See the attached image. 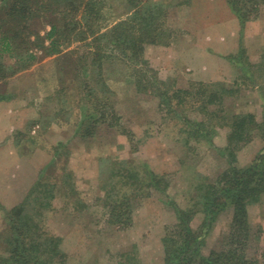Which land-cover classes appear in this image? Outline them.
Returning <instances> with one entry per match:
<instances>
[{
    "label": "rangeland",
    "instance_id": "1",
    "mask_svg": "<svg viewBox=\"0 0 264 264\" xmlns=\"http://www.w3.org/2000/svg\"><path fill=\"white\" fill-rule=\"evenodd\" d=\"M147 1L165 5L169 43L145 47L148 67H140L138 75L151 83L143 92L136 90L134 78L126 76V66L135 65L132 61L114 64L107 82L114 92L113 105L121 117V126H101L92 137L76 132V117L48 121L55 108L54 100L48 96L59 87L54 56H44L37 46H30L36 60L11 73L14 58L1 51L0 43L1 67H10L0 77V101H12L16 110L26 112V120L20 118L18 123L20 130L12 134L15 143L21 140L22 157L24 154L17 174L23 181H12V187L23 189L24 196L10 206L0 202V255L7 253L10 209L26 198L27 209L35 211L33 197H38L40 184L53 186L55 196L51 207L44 211L41 226L45 236L60 239V248L66 255L62 264H163L161 238L165 228L176 222L173 204L194 211L190 227H200L203 215L196 204L200 193L197 185L213 183L226 165L218 149L226 145L231 116L253 113L258 120L263 110L264 79L256 77L254 84L245 78L241 68L254 69L264 50V4L255 17L241 26L225 0ZM113 2L116 13H120L118 17L123 18L122 0ZM3 12L0 7L2 26ZM27 22L40 34L48 28L38 17ZM65 65L69 67V61ZM159 82L164 83L162 89L168 95L173 94L174 101L178 91L193 95V100L174 104L176 115L203 123V127H192L159 107L158 97L151 93L155 89L152 85ZM217 82L234 91L205 103L207 95L219 87L212 86L204 92L196 84ZM76 86V82L71 84L65 108L75 103ZM199 90L202 97L197 94ZM194 128L196 135L191 134ZM198 129L208 130L205 139ZM252 131V136L237 149L236 165L250 164L264 146L257 130ZM151 174L165 175L168 182L162 181L157 189L147 186ZM165 183L168 184L163 189ZM124 198L130 204L128 221L109 224L108 201ZM247 212L252 226L247 252L259 257L264 248V191L247 204ZM230 219L231 211L226 210L212 220L204 234L202 255L222 242Z\"/></svg>",
    "mask_w": 264,
    "mask_h": 264
},
{
    "label": "trees",
    "instance_id": "2",
    "mask_svg": "<svg viewBox=\"0 0 264 264\" xmlns=\"http://www.w3.org/2000/svg\"><path fill=\"white\" fill-rule=\"evenodd\" d=\"M113 1L0 0V7L4 8V25L0 24L1 51L9 52L14 58V69L9 72L25 69L36 60V54L31 51L30 46H37L44 56H54L55 76L59 87L52 96H48L55 102L53 115L48 117V121L54 122L60 118H66L67 121L76 117L73 126L82 137L94 136L101 126H121V117L113 105L114 92L107 82L108 73L114 64L122 60L132 61L136 67L126 66V76L129 80L134 78L136 90L143 92L147 90V84L151 83L146 82L143 75H138L140 67H148L144 59L145 47L169 43L165 25L167 10L162 2L122 0L121 14L125 16L120 18ZM225 2L241 26L255 17L264 4V0ZM35 17L48 27L44 34L30 29L27 21ZM65 61H69V67L64 66ZM1 65L0 61V77L10 68ZM253 67L252 70L246 66L241 68L245 78L253 83L256 77L264 79V50ZM73 81L77 84V99L72 106L65 108ZM163 85L160 82L159 85H152L155 89L151 93L158 97L159 107H164L168 114H174L198 128L200 122L187 121L184 116L176 115L174 105L186 103L188 98L193 100V95L186 90L181 94L178 91L174 95L177 101H174L173 94L168 95L162 89ZM196 85L204 88V92L212 86L219 87L217 92L207 95L209 98L205 103L213 102L220 94L228 95L234 91L218 82ZM201 93L199 90V97H202ZM230 119L231 127L226 136V145L218 149L221 156L225 157L226 165L213 183L197 185L200 193L196 204L203 215L200 227L197 230L190 227L194 211L178 208L170 202L173 204L176 222L171 228H165L161 238L163 264H264V248L259 257L249 256L247 252V246L252 240L247 204L257 200L264 191V146L247 166L235 164L237 149L252 136V128L264 140V105L258 120L255 114L245 112L233 114ZM201 126L203 127V123ZM195 129L191 134L196 135ZM204 130L198 129L203 139L208 135V130ZM162 181L168 182L165 175L151 174L147 186L157 189ZM39 187L38 197H33L35 211L27 209L26 198L10 209L7 218L10 235L5 239L7 253L0 255V264H62L65 261L66 255L60 248V239L45 236L41 226L44 211L51 207V200L55 196L52 194L53 186L47 188V184H40ZM108 204L109 224H122L124 219L128 221V198L110 203L108 201ZM226 210L231 211V219L225 238L207 255H202L205 232L212 220ZM36 215L38 219L35 218Z\"/></svg>",
    "mask_w": 264,
    "mask_h": 264
},
{
    "label": "crops",
    "instance_id": "3",
    "mask_svg": "<svg viewBox=\"0 0 264 264\" xmlns=\"http://www.w3.org/2000/svg\"><path fill=\"white\" fill-rule=\"evenodd\" d=\"M230 13L234 16L231 10ZM212 27L215 28V25ZM15 107L16 104L12 101H0V202L5 207L12 205L14 201L16 203L24 196L23 189L18 190L17 187H12V181H18V183L23 181L17 174L19 173V163L24 159V154L22 157L21 153V140L15 143L12 134L14 130H20L18 125L21 121L20 118L26 120L25 109L16 110Z\"/></svg>",
    "mask_w": 264,
    "mask_h": 264
}]
</instances>
